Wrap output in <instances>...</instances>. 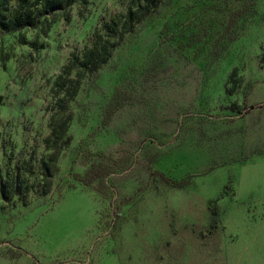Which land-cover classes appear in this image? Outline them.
Instances as JSON below:
<instances>
[{
	"label": "rangeland",
	"instance_id": "obj_1",
	"mask_svg": "<svg viewBox=\"0 0 264 264\" xmlns=\"http://www.w3.org/2000/svg\"><path fill=\"white\" fill-rule=\"evenodd\" d=\"M34 1L0 0V264H264V0H163L97 75L132 0Z\"/></svg>",
	"mask_w": 264,
	"mask_h": 264
},
{
	"label": "trees",
	"instance_id": "obj_2",
	"mask_svg": "<svg viewBox=\"0 0 264 264\" xmlns=\"http://www.w3.org/2000/svg\"><path fill=\"white\" fill-rule=\"evenodd\" d=\"M29 2L30 0H25ZM45 0H35L34 3L40 4ZM163 0H132L131 7L128 10L124 22L111 21V26L105 25L101 33L94 36L91 47L85 52L80 68L90 74H98L102 67L108 63L111 58V51L116 46L111 43L118 37L120 40L125 34H133L139 26L159 11ZM30 4V3H29ZM37 21H32L26 13L16 19L15 26H35ZM44 169H48L44 166ZM112 173L109 165L103 163H94L84 175H75V180L85 186H91L94 183H102L106 177ZM161 178H165L161 175ZM168 181V179H166ZM46 193L41 194V196Z\"/></svg>",
	"mask_w": 264,
	"mask_h": 264
}]
</instances>
